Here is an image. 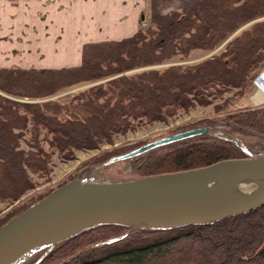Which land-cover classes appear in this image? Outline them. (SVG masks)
<instances>
[{
    "label": "trees",
    "instance_id": "obj_1",
    "mask_svg": "<svg viewBox=\"0 0 264 264\" xmlns=\"http://www.w3.org/2000/svg\"><path fill=\"white\" fill-rule=\"evenodd\" d=\"M261 17L264 0H147L145 28L120 40L83 44L78 66L0 67V202L20 203L0 216V226L52 191L22 200L36 187L33 175H48L53 153L70 158L74 151L112 144L119 134L222 100L234 89L243 95L264 63ZM195 51L211 55L173 63ZM214 110L221 114L180 130L222 121L233 134L264 138V105L229 109L225 98ZM141 145L113 147L88 166ZM243 157L239 144L206 132L117 162H128L131 175L139 178ZM25 264H264V205L173 229L96 226L39 251Z\"/></svg>",
    "mask_w": 264,
    "mask_h": 264
},
{
    "label": "water",
    "instance_id": "obj_2",
    "mask_svg": "<svg viewBox=\"0 0 264 264\" xmlns=\"http://www.w3.org/2000/svg\"><path fill=\"white\" fill-rule=\"evenodd\" d=\"M206 132L204 126L176 132L89 168L105 167ZM246 154L131 180L69 181L0 226V264H19L26 253L54 246L96 226L173 229L208 224L261 207L264 151ZM242 182L258 185L245 196L233 194L232 187Z\"/></svg>",
    "mask_w": 264,
    "mask_h": 264
},
{
    "label": "crops",
    "instance_id": "obj_3",
    "mask_svg": "<svg viewBox=\"0 0 264 264\" xmlns=\"http://www.w3.org/2000/svg\"><path fill=\"white\" fill-rule=\"evenodd\" d=\"M145 7V0H0V67L78 66L83 44L133 35Z\"/></svg>",
    "mask_w": 264,
    "mask_h": 264
},
{
    "label": "rangeland",
    "instance_id": "obj_4",
    "mask_svg": "<svg viewBox=\"0 0 264 264\" xmlns=\"http://www.w3.org/2000/svg\"><path fill=\"white\" fill-rule=\"evenodd\" d=\"M145 6L147 7V0H145ZM143 11V17L146 16L147 11ZM259 19H264L261 17ZM258 19V20H259ZM145 23V25H144ZM146 21H142L141 19V27L145 28L147 26ZM252 22L244 25L242 28L247 27ZM208 54H204L199 51L192 52L189 55L187 60H176L173 62L174 64H183V63H194L197 62ZM166 65V64H165ZM165 65H159L156 68L163 67ZM264 63L262 67L258 70L253 77L251 84L248 88L244 90L243 95H239L237 90L234 89L229 93L225 94L223 99L227 98L229 103V109H240L243 107H257L264 105V99L258 93L257 87L254 85L255 79L263 72ZM136 70H132L134 72ZM130 72V73H131ZM89 86L88 84L79 85L69 89L66 92H63L59 95L53 96L49 99H57L62 95H73L74 93L83 90ZM17 99V98H16ZM48 99V100H49ZM222 99V100H223ZM28 102H35L37 100H28V99H17ZM222 100H215L209 105L205 106H195L191 110L185 112L180 111L175 116L169 118L166 122H154L145 124L137 129L127 131L124 134H119L113 138L112 144H102L97 149H88V150H80L74 151L72 157L66 158L58 153H53L49 162L50 171L47 176H37L33 175V180L36 183V187L29 191L22 197V200H27L28 198L34 196L37 193L47 192L50 190L56 189L60 184L67 183L72 180H82V181H121V180H131L137 179L131 175V167L128 162H117L104 170L89 172L85 171L91 166H88L91 163V160L96 158L97 156L104 153L106 150H111L113 147H118L125 144L138 143L145 144L147 142L153 141L155 139H159L176 132L183 131L180 130V127L185 126L189 122L202 119L209 118L216 115H220L221 112H216L214 107L218 103H222ZM42 101V100H41ZM204 127H207V133L215 134L217 136H221L227 139H230L237 144H239L246 152L250 153H258L261 149H259V145L264 143V138H254L247 136H240L237 134H233L229 131L228 126L225 125L222 121H217L216 123L204 124ZM22 147L27 149L26 144L22 141ZM45 149L47 150L48 145L46 143L43 144ZM264 149L260 152H263ZM140 178V177H139ZM19 202H14L13 204H8L6 202H0V216L12 209L15 206H18ZM20 204V203H19ZM43 250V249H42ZM41 251V250H39ZM39 251L31 254L28 258H26L21 264H25L29 259L32 258L33 255L38 253Z\"/></svg>",
    "mask_w": 264,
    "mask_h": 264
},
{
    "label": "bare ground",
    "instance_id": "obj_5",
    "mask_svg": "<svg viewBox=\"0 0 264 264\" xmlns=\"http://www.w3.org/2000/svg\"><path fill=\"white\" fill-rule=\"evenodd\" d=\"M258 93L261 96V98L264 99V81L261 82V86L258 90ZM257 185H258V183H256V182H254V183H249V182L238 183L236 186L232 187V192H233V194H235L237 196H245V195L251 193L256 188ZM30 254L31 253H26L25 255H23L18 260V263L20 264L21 262H23Z\"/></svg>",
    "mask_w": 264,
    "mask_h": 264
},
{
    "label": "built area",
    "instance_id": "obj_6",
    "mask_svg": "<svg viewBox=\"0 0 264 264\" xmlns=\"http://www.w3.org/2000/svg\"><path fill=\"white\" fill-rule=\"evenodd\" d=\"M144 25H145V23H144ZM263 77H264V70H263V72L254 81V85L257 87L258 90H259V88L261 86V82L264 81V78Z\"/></svg>",
    "mask_w": 264,
    "mask_h": 264
}]
</instances>
